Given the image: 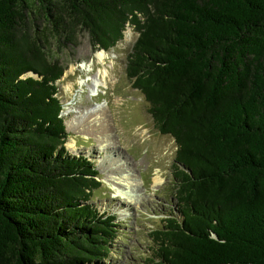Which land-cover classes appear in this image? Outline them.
I'll list each match as a JSON object with an SVG mask.
<instances>
[{
  "label": "trees",
  "instance_id": "trees-1",
  "mask_svg": "<svg viewBox=\"0 0 264 264\" xmlns=\"http://www.w3.org/2000/svg\"><path fill=\"white\" fill-rule=\"evenodd\" d=\"M174 138V200L147 264H264V0H0V264H104L115 217L67 152L51 56L80 32L108 51Z\"/></svg>",
  "mask_w": 264,
  "mask_h": 264
},
{
  "label": "rangeland",
  "instance_id": "rangeland-1",
  "mask_svg": "<svg viewBox=\"0 0 264 264\" xmlns=\"http://www.w3.org/2000/svg\"><path fill=\"white\" fill-rule=\"evenodd\" d=\"M137 36L135 29L127 25L123 38L113 48L101 49L107 54L104 64L97 63L95 53L101 50L92 47L85 32L79 33L77 46L63 50L54 46L50 53L67 66L56 82L67 132L64 147L69 154L83 155L93 163L101 182L93 203L101 213L113 215L117 224V237L104 264H147L152 253L150 232L163 225L162 220L175 203L176 142L155 127L144 96L133 88L125 73ZM90 62L93 65L87 70ZM103 66L108 70L106 81L92 96L78 82H87ZM97 104L104 106L92 107ZM92 114L95 122L79 124L85 129L73 125L79 115L87 121ZM104 132L112 141L102 146L96 136ZM104 155L111 161L106 168L100 165ZM155 172L162 180L153 187Z\"/></svg>",
  "mask_w": 264,
  "mask_h": 264
},
{
  "label": "bare ground",
  "instance_id": "bare-ground-1",
  "mask_svg": "<svg viewBox=\"0 0 264 264\" xmlns=\"http://www.w3.org/2000/svg\"><path fill=\"white\" fill-rule=\"evenodd\" d=\"M95 58L97 60V63L104 64L105 63V59L107 58V54H106V52H104L102 50L101 51H96ZM92 65H93V62H90L88 64V69L87 70H91L90 67ZM107 73H108V70L103 66V68H98L96 73H94L93 76L88 77L87 78V82L86 81L85 82L84 81H79L78 83L80 85H85L89 89V93L93 96L94 95V91L98 90V88L105 83ZM88 81H89V83H88ZM103 106H104L103 104L102 105L97 104L96 106L94 105L92 107L93 108H95V107L102 108ZM95 121H96V119H95V115L94 114L88 116L87 121H84L81 118V116L79 115V117L77 119H75L74 123L73 122L72 123H73V125L76 126V129H78V130L81 129L82 130V129H85V127H83L82 125H79V124L87 123V122H95ZM68 125H69L68 129L70 130L71 129L70 128L71 125L70 124H68ZM139 134H142V133H139ZM96 139L100 140V145H102V146H105L106 144L109 145L108 142L112 141L111 136L109 135L108 132H104L103 134L97 135ZM102 158L103 159H101V161H100L101 167L102 168L108 167L111 164L110 159L107 157V155H104ZM161 180L162 179L160 178V175L157 172H155L154 176L152 178V181H153L152 186L154 187L155 185H158L159 183H161ZM120 192H123V191L120 190ZM124 192H128V191L125 190ZM119 196L125 197L124 195H121V194Z\"/></svg>",
  "mask_w": 264,
  "mask_h": 264
}]
</instances>
